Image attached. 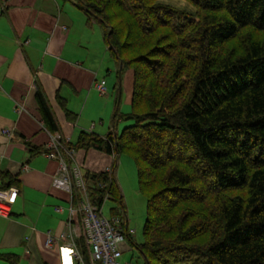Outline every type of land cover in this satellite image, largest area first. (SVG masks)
<instances>
[{"label":"trees","instance_id":"obj_1","mask_svg":"<svg viewBox=\"0 0 264 264\" xmlns=\"http://www.w3.org/2000/svg\"><path fill=\"white\" fill-rule=\"evenodd\" d=\"M69 1L101 25L120 74L131 70V109L117 107L113 119L132 122L66 142L38 83L37 110L75 150L133 157L147 198L143 240H132L115 176L82 165L92 201L111 192V213L143 264H264V0H187L194 11L158 0ZM9 185L19 186L16 175L1 171L0 188Z\"/></svg>","mask_w":264,"mask_h":264},{"label":"crops","instance_id":"obj_2","mask_svg":"<svg viewBox=\"0 0 264 264\" xmlns=\"http://www.w3.org/2000/svg\"><path fill=\"white\" fill-rule=\"evenodd\" d=\"M81 11L69 0H0V172L7 170L19 181L10 214L0 215V252L17 254L16 264H84L58 237L65 231L69 193L53 184L58 162L44 152L51 132L37 110L36 83L69 140L83 129L119 132L113 119L117 104L111 114L92 107L94 90L100 93L95 83L102 69L90 50V38L98 39L96 32L91 34L93 22L88 24ZM101 37L108 49L103 29ZM111 58L118 90L125 89L129 102L131 70L120 79L121 61L112 53ZM57 95L77 114L75 121L67 119ZM31 146L39 148L34 153ZM75 159L91 170L112 161L111 154L93 149L75 150ZM48 233L55 237L50 245L45 244ZM0 263L9 264L1 256Z\"/></svg>","mask_w":264,"mask_h":264},{"label":"built area","instance_id":"obj_3","mask_svg":"<svg viewBox=\"0 0 264 264\" xmlns=\"http://www.w3.org/2000/svg\"><path fill=\"white\" fill-rule=\"evenodd\" d=\"M95 86L100 93L107 92L105 79L97 81ZM64 139L68 142V138ZM44 147L45 154L58 162L53 184L64 187L69 193V214L65 231L58 235L63 240L64 247L84 264L85 257L88 258V264H132L130 261L121 260L123 251L129 246L120 218L117 215L106 216L103 212V204L112 197L111 192L107 190L100 203L92 201L85 189L80 163L75 159V149L62 142L59 132L50 133ZM112 158L114 159L113 154ZM105 170L111 178L114 173L113 163ZM73 186L80 190L76 202H73ZM17 193L16 185L0 188V215L10 214ZM54 239L48 233L45 244H52Z\"/></svg>","mask_w":264,"mask_h":264},{"label":"rangeland","instance_id":"obj_4","mask_svg":"<svg viewBox=\"0 0 264 264\" xmlns=\"http://www.w3.org/2000/svg\"><path fill=\"white\" fill-rule=\"evenodd\" d=\"M172 6L185 9L187 11H194V6L189 3L187 0H158ZM82 12V11H81ZM84 15V14H82ZM85 18V16H83ZM92 31L93 35L96 32L95 37L98 39H91V52L96 56V65L99 66L102 70L99 72L100 74L97 76V79H105L107 86V93L101 95L97 90H94L92 97V107L97 111H103L105 113H112L115 104L118 106L119 112H127L130 111L131 106L130 103L126 100V91L125 89L120 91L118 90V78L119 76L116 73L114 60L110 61L111 52L106 49V45L101 41V25L98 21H92ZM101 56V57H100ZM106 66H109V71L106 70ZM126 67H124L123 74L120 76V79H123V75L126 74ZM102 97V99H101ZM91 107V108H92ZM103 117V116H101ZM97 123L99 122V118L94 119ZM132 120H124L117 119L116 127L120 131L122 128L131 123ZM90 125V121H89ZM80 127L78 128V130ZM90 129V127H89ZM95 132L102 134L97 129H94ZM106 132V131H104ZM103 132V133H104ZM115 169L114 175L116 181L121 189L123 194V201L125 206V214L126 221L130 232L132 233V240L135 242H141L143 240V226L146 218V196L140 191L138 187V178H137V168L133 157L127 152H118L113 151ZM80 163V168L82 169L83 163ZM112 164V163H111ZM84 166V165H83ZM112 208L117 209V205L113 200V197L105 200L103 204V212L106 216L113 215L111 212ZM127 245L130 246L129 241H127ZM132 245V244H131ZM121 260H126L132 262V264H143L144 259L139 253L138 249L132 245L129 248H126L121 256ZM2 263V262H1ZM0 263V264H1Z\"/></svg>","mask_w":264,"mask_h":264}]
</instances>
